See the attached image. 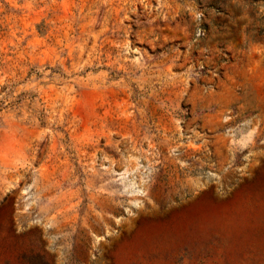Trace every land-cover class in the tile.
<instances>
[{"label":"rangeland","instance_id":"obj_1","mask_svg":"<svg viewBox=\"0 0 264 264\" xmlns=\"http://www.w3.org/2000/svg\"><path fill=\"white\" fill-rule=\"evenodd\" d=\"M0 264H264V0H0Z\"/></svg>","mask_w":264,"mask_h":264}]
</instances>
